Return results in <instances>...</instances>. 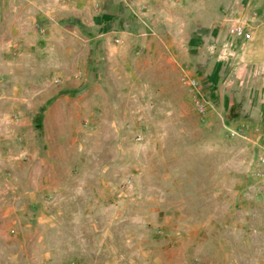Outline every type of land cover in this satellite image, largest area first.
Here are the masks:
<instances>
[{
    "label": "rangeland",
    "instance_id": "374dc122",
    "mask_svg": "<svg viewBox=\"0 0 264 264\" xmlns=\"http://www.w3.org/2000/svg\"><path fill=\"white\" fill-rule=\"evenodd\" d=\"M254 1L0 0V264H264Z\"/></svg>",
    "mask_w": 264,
    "mask_h": 264
},
{
    "label": "crops",
    "instance_id": "0c3cea01",
    "mask_svg": "<svg viewBox=\"0 0 264 264\" xmlns=\"http://www.w3.org/2000/svg\"><path fill=\"white\" fill-rule=\"evenodd\" d=\"M250 8H254L256 11H259L264 13V2L261 4L257 3V0L253 2V5ZM259 21V18L257 19ZM258 21L255 23H250V24H242L244 30L248 33L247 35H239V36H228L226 34V31L224 29V35L225 37L231 39V40H236L237 38L239 39H244L247 37L250 39V48L247 50V52H244L241 49L237 50H225L222 55H217V59L219 60L221 57L222 59H231L233 63L236 62L237 59H241L243 56L248 55L249 57V63H256L259 61L258 65H264V24H257ZM196 76L200 78V85L202 87V83L204 88L202 87L203 93L207 100L210 103H213L214 101L212 98L209 97V91H208V86L206 84V78L203 74H197Z\"/></svg>",
    "mask_w": 264,
    "mask_h": 264
},
{
    "label": "built area",
    "instance_id": "2783aa9c",
    "mask_svg": "<svg viewBox=\"0 0 264 264\" xmlns=\"http://www.w3.org/2000/svg\"><path fill=\"white\" fill-rule=\"evenodd\" d=\"M228 36H239L247 35L248 33L244 30L241 24H231L225 29ZM184 84L188 87L189 91L192 92V101L197 111H206L208 108L209 101L205 97L202 87L200 85V78L197 76H188L183 78ZM261 160H263L261 158Z\"/></svg>",
    "mask_w": 264,
    "mask_h": 264
}]
</instances>
